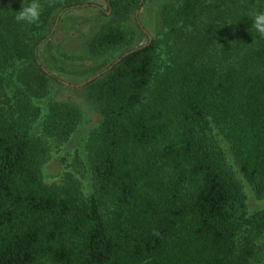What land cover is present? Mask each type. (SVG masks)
<instances>
[{"label": "trees", "instance_id": "trees-1", "mask_svg": "<svg viewBox=\"0 0 264 264\" xmlns=\"http://www.w3.org/2000/svg\"><path fill=\"white\" fill-rule=\"evenodd\" d=\"M82 1L39 0L33 25L15 18L31 0L0 2V264H264V208L246 210L237 176L264 197V38L252 29L263 5L163 2L148 37L141 1L104 0L111 17L88 50L124 47L129 13L144 42L70 85L37 45L55 10ZM50 83L81 87L99 115L83 140L87 195L70 172L42 180L51 145L79 121L74 106L48 100L32 130V99Z\"/></svg>", "mask_w": 264, "mask_h": 264}, {"label": "rangeland", "instance_id": "rangeland-1", "mask_svg": "<svg viewBox=\"0 0 264 264\" xmlns=\"http://www.w3.org/2000/svg\"><path fill=\"white\" fill-rule=\"evenodd\" d=\"M139 1H141L140 7L135 11L138 23L148 37L154 36L159 28L160 5L173 0ZM255 2L263 5L261 8H256L259 11H264V0ZM96 7H99L101 11H98ZM110 17V11L106 9L104 0H83L80 5L63 11L55 10L50 21L42 30L46 39L37 45V54L42 65L63 82L71 85L81 82L103 69L126 48L144 42L145 36L137 29L132 19V13H129L120 20V24L129 34V42L118 50H109L98 54L91 53L88 50L91 37ZM163 51L161 49L158 54L161 61L167 59V55ZM46 89L45 96L32 99L40 111V116L33 125L34 132L39 130V121L48 100L61 101L74 106L79 113V121L67 141L60 145H51L48 159L41 168L42 180L45 183H55L59 181L63 172H70L79 178L81 191L87 195L90 191L89 171L85 161L83 140L87 132L97 124L99 115L86 100L81 87L58 86L55 83H50ZM216 137L223 150L224 159L230 165L231 158L226 145L219 141L218 136ZM80 169L82 170L81 174L77 172ZM237 176L242 185L246 210L252 212L263 209L264 197H255L244 178L239 173ZM254 264L258 263L254 262Z\"/></svg>", "mask_w": 264, "mask_h": 264}, {"label": "clouds", "instance_id": "clouds-1", "mask_svg": "<svg viewBox=\"0 0 264 264\" xmlns=\"http://www.w3.org/2000/svg\"><path fill=\"white\" fill-rule=\"evenodd\" d=\"M42 5L39 0H31V3L24 4L22 10L16 15L18 23L23 22L33 25L39 22L42 14ZM252 29L261 37L264 38V11H256L252 15Z\"/></svg>", "mask_w": 264, "mask_h": 264}]
</instances>
